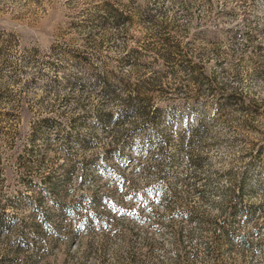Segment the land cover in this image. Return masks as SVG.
I'll list each match as a JSON object with an SVG mask.
<instances>
[{
  "label": "rangeland",
  "instance_id": "374dc122",
  "mask_svg": "<svg viewBox=\"0 0 264 264\" xmlns=\"http://www.w3.org/2000/svg\"><path fill=\"white\" fill-rule=\"evenodd\" d=\"M0 264H264V0H0Z\"/></svg>",
  "mask_w": 264,
  "mask_h": 264
}]
</instances>
